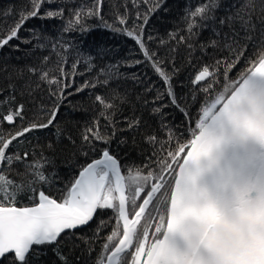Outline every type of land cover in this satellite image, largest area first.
Instances as JSON below:
<instances>
[{
	"label": "snow or ice",
	"instance_id": "1",
	"mask_svg": "<svg viewBox=\"0 0 264 264\" xmlns=\"http://www.w3.org/2000/svg\"><path fill=\"white\" fill-rule=\"evenodd\" d=\"M105 4L24 0L0 12V51L37 61L26 66L22 98L16 84L0 89V264H31L48 252L52 264H73L77 249L88 264H264V0H201L167 39L149 28L168 0H124L108 18ZM55 20L62 26L48 28ZM94 28L112 40L88 44ZM206 29L212 35L201 43ZM121 39L133 44L123 56ZM249 45L259 49L253 57ZM129 80L154 127L141 115L124 116L119 128ZM97 88L112 89V100L94 95L101 111L77 143L59 126L60 110ZM141 126L151 129L142 162L126 166L112 142L126 145L120 134ZM65 142L67 178L54 160Z\"/></svg>",
	"mask_w": 264,
	"mask_h": 264
},
{
	"label": "trees",
	"instance_id": "2",
	"mask_svg": "<svg viewBox=\"0 0 264 264\" xmlns=\"http://www.w3.org/2000/svg\"><path fill=\"white\" fill-rule=\"evenodd\" d=\"M24 2V0H0V12H3L10 7L15 6L17 9L20 5ZM124 2V0H106L105 4V13L106 18L109 16V7L112 5H120ZM201 3V0H168L166 13H158L157 17H154L152 23L150 25L149 30H152V27L155 26L159 28V34L161 37L167 39L165 33L169 29H174L177 27H181V17L185 13L188 6L195 7ZM226 3H231V0H226ZM71 6V3L70 5ZM123 11V9H120ZM221 13H218V15ZM69 17V13L65 12V20ZM9 23L12 21L9 20ZM32 23H37V21H32ZM91 24L92 22L89 21ZM62 26L61 20L49 21L47 27L50 29H59ZM94 32L96 33L95 36L85 37L84 39L87 40L88 44H92L97 39H108L112 40L111 34L109 33L106 37L104 36V30L99 28H94ZM24 32H21V35H24ZM184 34V33H181ZM211 32L209 30H204L202 34L199 36V41L204 43L208 41L209 37L211 36ZM15 43V41L13 42ZM119 47L121 48V56L127 53L130 49L133 48V44L130 40H118ZM153 48L156 47L155 44L152 45ZM259 51L258 47H253L249 45L248 48V55L253 57L254 54ZM181 55L177 56V67L183 68L186 62V54L184 52V47L181 46L180 48ZM109 59H111L109 57ZM35 57H29L25 54L24 51L20 52H13L11 49L5 48L0 51V89H7L9 84H16L18 91L17 96L18 98H22L20 96V86L23 85L26 81L29 80V74L26 71V66L36 64ZM71 63L72 60L68 61V68L67 71H71ZM104 61L97 60V64L101 65ZM50 68H53V72L51 73L53 76H59L60 69L59 64L57 61L56 55H52L50 58V62L48 65ZM244 65H241V68ZM6 69V71H5ZM22 75H18L21 73ZM80 71H84V67L81 66ZM237 72L240 71L238 68ZM151 74V73H149ZM96 73L86 74L83 78L84 79H92ZM236 73H233L235 76ZM31 86L35 87V84L38 82V78L32 76L31 78ZM82 83V80L77 77L76 84L77 86ZM139 89L129 80L127 83L122 84L120 88V93L123 94L127 92L128 96V103L124 104L122 109L117 115V120L120 121L119 128H125L126 124L123 122V117L127 116L129 118L133 116H144V120L154 127L155 125L153 122L148 121L147 115L142 112L139 108L134 105V102L137 98V92ZM101 94L104 95L106 100H112V89L108 88H97L94 93L86 91L83 94L76 95L71 98V106L62 107L60 110V116L58 118V124L62 129H66L67 132H71L73 137L77 139V143H79V132L80 129L86 123H91L93 117L97 116L101 111V106L99 104L94 105V95ZM46 92L43 95V98L46 100ZM69 107H74L76 111L70 112ZM0 111H3V108L0 107ZM105 121L103 119L100 120L101 128H103ZM150 128H146L141 126L137 131H129L123 132L120 134V139H124L127 141L126 145H121L117 148V142L114 140L112 142V149L113 151L120 156L123 163L127 165H140L142 162L143 153L142 150L145 149V145L143 143L144 135L147 131H150ZM11 131H15V129H11ZM43 143H47V141H42ZM103 147L102 144L99 145ZM72 157V146L65 142L64 144L57 146V151L54 156L56 168L60 171V175L62 177L67 178L68 176V161ZM35 159V157L33 158ZM106 215H111L110 210L106 213ZM96 249L99 250L100 244L97 243L95 245ZM73 260V264H88V257L86 254H82V250L77 249L72 256L70 257ZM54 257L52 256L51 252H48L45 255H41L39 258H33L31 260V264H52V260ZM92 259H95V253L92 254Z\"/></svg>",
	"mask_w": 264,
	"mask_h": 264
}]
</instances>
